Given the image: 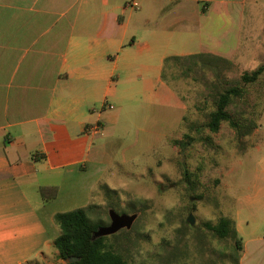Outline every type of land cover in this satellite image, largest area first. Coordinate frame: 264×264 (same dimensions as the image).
Returning <instances> with one entry per match:
<instances>
[{"label": "crops", "instance_id": "obj_1", "mask_svg": "<svg viewBox=\"0 0 264 264\" xmlns=\"http://www.w3.org/2000/svg\"><path fill=\"white\" fill-rule=\"evenodd\" d=\"M262 10L264 0H0V264H62L57 207L91 196L83 178L115 125L112 102L183 111L166 59L210 55L246 71L264 57V28L246 16ZM255 130L264 136L263 121ZM241 225L238 264H264V232Z\"/></svg>", "mask_w": 264, "mask_h": 264}, {"label": "rangeland", "instance_id": "obj_2", "mask_svg": "<svg viewBox=\"0 0 264 264\" xmlns=\"http://www.w3.org/2000/svg\"><path fill=\"white\" fill-rule=\"evenodd\" d=\"M252 21L264 28V13L255 19L247 15L245 24ZM189 67L173 63L165 71L183 111L150 107L144 97L112 102L115 125L103 134L99 161L83 178L91 196L78 206H56L61 213L85 209L100 228L110 226L112 211L136 216L131 229L105 239L130 264H238L240 241L220 239L208 225L228 218L248 234L264 232V136L254 129L240 137L228 122L217 134L207 128L217 96L232 87L245 90L228 109L241 120L242 130L264 125V73L254 84L241 81L244 73L264 67V57L246 71L233 64L186 73ZM258 142L262 152L254 150ZM71 188L66 185L65 192ZM58 259L51 257L49 263Z\"/></svg>", "mask_w": 264, "mask_h": 264}, {"label": "trees", "instance_id": "obj_3", "mask_svg": "<svg viewBox=\"0 0 264 264\" xmlns=\"http://www.w3.org/2000/svg\"><path fill=\"white\" fill-rule=\"evenodd\" d=\"M188 62L191 67L186 69V73L191 72L194 68L205 70L208 67L215 68L231 67L233 64L224 58L210 56V55H192L186 57H170L165 61V68L163 80L167 82L165 71L173 65V63ZM264 73V67H260L252 73H244L241 76L242 83L247 86L258 82ZM245 90L243 88L232 87L217 96L216 110L210 114V121L207 128L212 134H217L221 130L224 122L237 132L240 137L248 136L251 131L256 129V125L243 131L241 120L235 119L228 109L235 99H243ZM243 117V116H242ZM246 119V118H243ZM189 143L194 139L186 136ZM185 180L191 184V175L189 172L185 173ZM56 222L60 227L61 234L55 240V248L59 252L61 260L67 264H130L122 255L110 249L106 243V237L93 240L95 232L101 227L99 223L92 222L85 209H77L68 213L58 214ZM208 229L213 231L218 238L226 239L234 237L238 239L235 223L228 218H221L216 226L208 225ZM238 241H240L238 239ZM241 243V241H240ZM240 253L242 248L239 247ZM70 258H77L76 262L68 263ZM240 259V258H239ZM239 263V261H238Z\"/></svg>", "mask_w": 264, "mask_h": 264}, {"label": "water", "instance_id": "obj_4", "mask_svg": "<svg viewBox=\"0 0 264 264\" xmlns=\"http://www.w3.org/2000/svg\"><path fill=\"white\" fill-rule=\"evenodd\" d=\"M111 224L110 226L99 228L94 236L93 240L108 237L114 234H117L119 231L123 229H131L134 221L136 220V216H127V215H118L116 212L112 211L110 213ZM77 258H70L68 263L76 262Z\"/></svg>", "mask_w": 264, "mask_h": 264}, {"label": "built area", "instance_id": "obj_5", "mask_svg": "<svg viewBox=\"0 0 264 264\" xmlns=\"http://www.w3.org/2000/svg\"><path fill=\"white\" fill-rule=\"evenodd\" d=\"M133 6H136V7H138V5L137 4H133ZM109 109H113V106L111 105V106H109ZM101 130V128L99 127V126H97V127H95V131L96 132H99Z\"/></svg>", "mask_w": 264, "mask_h": 264}]
</instances>
